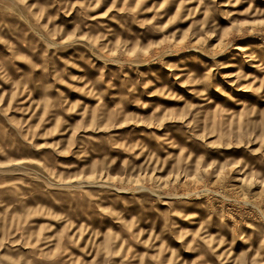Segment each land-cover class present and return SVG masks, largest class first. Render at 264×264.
I'll return each mask as SVG.
<instances>
[{"label": "rangeland", "instance_id": "374dc122", "mask_svg": "<svg viewBox=\"0 0 264 264\" xmlns=\"http://www.w3.org/2000/svg\"><path fill=\"white\" fill-rule=\"evenodd\" d=\"M0 264H264V0H0Z\"/></svg>", "mask_w": 264, "mask_h": 264}]
</instances>
